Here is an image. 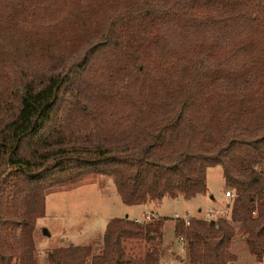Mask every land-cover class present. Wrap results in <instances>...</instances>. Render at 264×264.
<instances>
[{
  "label": "trees",
  "instance_id": "trees-1",
  "mask_svg": "<svg viewBox=\"0 0 264 264\" xmlns=\"http://www.w3.org/2000/svg\"><path fill=\"white\" fill-rule=\"evenodd\" d=\"M215 166L230 217L177 218L184 264L234 261L235 237L261 260L264 0H0V264H160L124 245H161L159 216L40 262L47 194L104 176L127 205L188 200Z\"/></svg>",
  "mask_w": 264,
  "mask_h": 264
},
{
  "label": "rangeland",
  "instance_id": "rangeland-1",
  "mask_svg": "<svg viewBox=\"0 0 264 264\" xmlns=\"http://www.w3.org/2000/svg\"><path fill=\"white\" fill-rule=\"evenodd\" d=\"M82 135L84 132L74 131L66 134V137L79 138ZM230 192L231 196L225 195L224 177L219 166L207 168L204 194L188 200L181 197H165L160 203L142 205L124 204L111 177L88 178L77 186L47 194L45 214L37 220L34 231L37 257L40 262L46 263L45 255L50 249L65 244L85 245L99 237L102 238L105 225L111 218L128 216L146 223L147 220L143 219L142 214L155 210L160 218L165 219L161 245L144 238L131 239L124 242L126 251L140 258L145 255L153 257L156 254L155 248L158 246L159 252L160 249L164 251L163 246L166 243L167 248L159 257L160 260L161 258L168 260L162 264H184L178 238L174 235L177 218L228 219L231 208L229 202L231 203L235 197L233 190ZM253 215L255 216V213ZM231 251L237 257L227 264H264V256L261 260H256L240 237L233 239Z\"/></svg>",
  "mask_w": 264,
  "mask_h": 264
},
{
  "label": "built area",
  "instance_id": "built-area-1",
  "mask_svg": "<svg viewBox=\"0 0 264 264\" xmlns=\"http://www.w3.org/2000/svg\"><path fill=\"white\" fill-rule=\"evenodd\" d=\"M225 195L226 196H231L232 194H231L230 191H226V194ZM157 217H158V215L157 214H153L152 212L151 213H144L143 214V219L144 220H147V221H149L151 219H155ZM183 220H184L185 225H187L188 224V220L187 219H183ZM178 242H179V246H180L179 250L183 254V257L185 258V239H184V237L183 236H180L178 238Z\"/></svg>",
  "mask_w": 264,
  "mask_h": 264
},
{
  "label": "crops",
  "instance_id": "crops-1",
  "mask_svg": "<svg viewBox=\"0 0 264 264\" xmlns=\"http://www.w3.org/2000/svg\"><path fill=\"white\" fill-rule=\"evenodd\" d=\"M151 212H153V214H157L158 216H159V214L157 213V211H151ZM155 212V213H154ZM144 214V213H143ZM142 214V215H143ZM137 220V219H136ZM168 244H164V246L163 247H165V248H167L166 246H167ZM165 248H164V251H165ZM162 249H160V252H159V256L161 257L162 256V254L164 253V251H162ZM177 251V250H176ZM176 254H178V251H177V253ZM180 255V254H179ZM181 256V255H180ZM168 260V258H161V260H160V264H162L163 262H165L166 263V261ZM183 261V260H182Z\"/></svg>",
  "mask_w": 264,
  "mask_h": 264
}]
</instances>
